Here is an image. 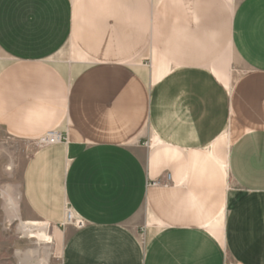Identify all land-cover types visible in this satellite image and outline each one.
<instances>
[{
    "label": "crops",
    "instance_id": "1",
    "mask_svg": "<svg viewBox=\"0 0 264 264\" xmlns=\"http://www.w3.org/2000/svg\"><path fill=\"white\" fill-rule=\"evenodd\" d=\"M0 137V264H264V0H0Z\"/></svg>",
    "mask_w": 264,
    "mask_h": 264
},
{
    "label": "rangeland",
    "instance_id": "2",
    "mask_svg": "<svg viewBox=\"0 0 264 264\" xmlns=\"http://www.w3.org/2000/svg\"><path fill=\"white\" fill-rule=\"evenodd\" d=\"M18 147H15L9 140L0 137V175L2 177L3 183L0 185V242L2 243H10L11 238L15 237L16 235H21L22 233H30L31 235H39L40 234V227L43 228L42 225L34 226L29 230L22 229L21 223H16L12 221L11 217L9 216L7 210L8 205V197L15 196V193L10 192L9 184H14L18 181L19 175V167L21 165V158L20 155L15 153ZM24 225V224H22ZM40 226V227H39ZM48 228L44 231L47 237H51V239L42 240V239H34L36 241H40L42 243L45 241H52V234L48 231ZM22 232V233H21ZM39 232V234H38ZM43 232V231H42ZM42 234V233H41ZM45 234L43 236L45 237ZM12 236V237H11ZM56 239V238H55ZM53 239L54 249H53V264H61L62 260V239ZM6 246V245H4ZM3 254H7L9 249H3Z\"/></svg>",
    "mask_w": 264,
    "mask_h": 264
},
{
    "label": "built area",
    "instance_id": "3",
    "mask_svg": "<svg viewBox=\"0 0 264 264\" xmlns=\"http://www.w3.org/2000/svg\"><path fill=\"white\" fill-rule=\"evenodd\" d=\"M65 139L64 137H62V135L58 132H50L47 133L43 138H41L38 143L39 145H53V144H57V143H61L64 142ZM73 222L72 220V215L70 211H67L66 214V223L67 224H71ZM77 226H80V224L77 222L75 223ZM229 264V263H227Z\"/></svg>",
    "mask_w": 264,
    "mask_h": 264
},
{
    "label": "bare ground",
    "instance_id": "4",
    "mask_svg": "<svg viewBox=\"0 0 264 264\" xmlns=\"http://www.w3.org/2000/svg\"><path fill=\"white\" fill-rule=\"evenodd\" d=\"M11 200L12 199H7V201H8V203H9V206H10V209L13 211V212H16L15 211V209H16V206H15V204H13V202H11ZM17 213V212H16ZM43 226V228H41L40 226V231H45L46 230V228H49L46 224H43L42 225ZM22 229H24V230H29V229H31V228H34V226H31V225H22V223H21V226H20Z\"/></svg>",
    "mask_w": 264,
    "mask_h": 264
}]
</instances>
